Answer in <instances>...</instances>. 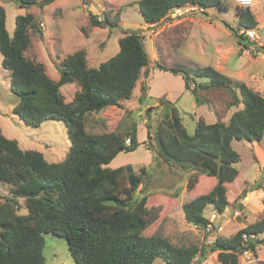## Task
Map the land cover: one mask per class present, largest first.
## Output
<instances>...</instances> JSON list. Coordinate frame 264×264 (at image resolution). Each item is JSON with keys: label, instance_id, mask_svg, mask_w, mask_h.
<instances>
[{"label": "trees", "instance_id": "obj_1", "mask_svg": "<svg viewBox=\"0 0 264 264\" xmlns=\"http://www.w3.org/2000/svg\"><path fill=\"white\" fill-rule=\"evenodd\" d=\"M16 1L20 7L43 8L54 0ZM223 1L135 0L127 5L137 4L144 22L152 24L165 19L176 8L224 9ZM121 11L122 8L117 12L106 10L103 18L89 12V19L93 26L113 30L121 26ZM236 11L243 28L258 25L250 7L237 5ZM30 28L40 29L35 15L19 14L10 35L6 9L0 4L2 66L10 71L11 89L18 98L13 112L31 127L51 119L63 121L71 145L64 160L51 162L41 151L23 149L17 139L7 137L0 127V183L10 186V193L0 190V264H48L44 249L45 235L49 233L67 240L76 264H153L158 259L166 264H194L199 256L212 251H218L221 264H239L242 236L264 233V213L231 237L217 236L212 244L201 247L196 243L177 245L160 233L146 235L144 231L159 219L163 209L162 205H148L156 194L144 192L148 167L142 166L137 173L132 163L110 166L120 153L135 151L146 142L139 140L140 121L132 116L124 125L118 122L113 130L103 133L86 130L85 117L89 112L127 109L125 103L132 98L142 70H148L151 62L142 29L125 30L119 39V51L98 66L90 65L84 49L68 55L57 66L59 79H54L43 62L26 55L31 44ZM230 28L244 46L254 43ZM165 70L187 74L183 76L186 87L198 104L207 101L200 96V89L227 88L233 94L231 105L243 106L228 122L208 123L199 119L192 134L185 127L178 107L166 99H159L161 118L146 121L153 140L150 149L162 162L193 170L200 178L205 174L216 179L210 189H202L183 204L187 222L205 228L209 223L204 215L207 206L223 213L254 187H262L260 181L253 184L245 180L238 184L241 190L236 193L231 184L241 176L234 166L240 161V154L234 149L233 140L260 142L264 137V93L212 65L195 68L174 63L165 66ZM72 82H77L80 88L71 101H66L61 86ZM141 89L139 99L144 101L146 85ZM200 178L196 174L189 176L186 190L193 191ZM230 191L232 198L228 195ZM178 195L176 192L175 196ZM24 207L26 212H21ZM256 241L264 245V237ZM256 241L252 240L250 246L254 248Z\"/></svg>", "mask_w": 264, "mask_h": 264}, {"label": "rangeland", "instance_id": "obj_2", "mask_svg": "<svg viewBox=\"0 0 264 264\" xmlns=\"http://www.w3.org/2000/svg\"><path fill=\"white\" fill-rule=\"evenodd\" d=\"M133 1L135 0H85V2L54 0L42 9L39 5L30 8L20 7L16 0H0V4L6 9V25L10 35L14 33L16 17L19 14L32 12L35 15L40 29L30 28L31 44L26 55L30 59L43 62L51 77H60L57 66L60 65L61 60L79 49L86 51L91 66H98L119 51V39L124 35L125 30L142 29L151 62L148 70L146 68L142 70L132 98L125 103L127 109L115 108L100 114L89 112L85 117L86 130L94 133L113 130L118 122L124 125L125 120H130L132 116L140 121L139 136L146 142L135 151L120 153L110 166L118 167L132 163L137 173L142 166L148 167V180L144 192L156 193L153 195L154 198H150L148 205H162L163 209L159 219L144 231L146 235L160 233L177 245L196 243L200 247L212 244L217 236L229 238L239 229L255 222L264 213V137L260 142L233 140V147L240 154V161L234 166L241 172V176L231 184L232 188L236 193L240 192L238 184L245 180L254 184L260 181L262 187H254L242 201L231 203L216 220V223L223 224L222 230L207 235L203 229L187 222L183 204L200 194L202 189H210L211 182L216 179L205 174H201L200 178V174L193 170L172 167L162 162V159L150 149L152 144L148 138L146 121L152 119L156 121L161 118L163 109L159 99L169 100L178 107L183 123L191 134L194 133L199 119L208 123L217 120L228 122L231 115L243 107L242 104L231 105L233 94L227 88L200 89V96L207 100L203 105L196 104L195 96L190 89H188L190 91L183 89L178 99L179 96L176 95L184 87L182 77L162 68L172 66L174 63L195 68L212 65L222 73L242 80L248 86L264 93V25L255 27L260 36L258 35L257 40L251 39L254 43L246 47L239 42V38L230 28L237 29L239 34L245 35L240 32L243 26L239 25L237 4L233 0H224V9L172 10L169 16L167 15L169 20L172 19L170 25L162 30V24L159 25V22L152 23L155 24L154 27L142 25L144 21L139 6L127 5ZM120 8H122L120 27L110 30L91 24L89 12L103 18L106 10L112 9L117 12ZM252 8L262 24L264 0H257V3L250 7L251 10ZM197 80L204 82L206 78H197ZM148 81L154 93H162L160 97H147ZM143 84L147 89L145 100L141 101L139 98ZM190 84L194 87L193 82ZM79 88L77 82L62 85L61 90L66 101H71ZM17 99L11 89L10 71L2 66L0 53V127L3 133L9 138L17 139L23 149L41 151L51 162L64 160L71 145L66 124L51 119L44 121L38 127L28 126L13 112ZM150 106L153 108L150 109L149 114ZM151 142L153 143L152 136ZM194 174L201 180L193 191H187L189 176ZM140 188L143 186L141 185ZM0 190L10 193V186L0 183ZM176 192L179 194L177 197ZM228 195L232 198L233 193L230 191ZM20 201L23 205V199ZM242 202L243 204L240 205ZM237 208L241 213L235 216ZM213 211L216 210L209 205L204 215L209 217ZM21 212H26V207ZM261 235L264 237V233ZM44 253L48 264H76L68 249L67 240L52 233L45 235ZM260 253L264 254V250ZM153 264L166 263L158 259ZM194 264H221L218 251L199 256ZM239 264H264V259L246 263L239 256Z\"/></svg>", "mask_w": 264, "mask_h": 264}, {"label": "built area", "instance_id": "obj_3", "mask_svg": "<svg viewBox=\"0 0 264 264\" xmlns=\"http://www.w3.org/2000/svg\"><path fill=\"white\" fill-rule=\"evenodd\" d=\"M238 6L241 7H251L255 0H233ZM187 11L189 10H203V8H198L195 6H187L186 7ZM168 23L166 22L163 26L167 25ZM155 24H151V27H154ZM241 33H244L248 38L251 40H257L258 39V34L255 28H246L240 30ZM130 139H127V143H130ZM243 203V202H242ZM241 213V210L238 208L235 210V216L239 215ZM222 213L217 214V211H213L210 216L208 217L209 223L206 225L205 228H202L198 226L197 224H194L196 228L203 229L204 231H220L223 228V224L221 223H216V220L218 219L219 216H221ZM243 249L241 250V253L239 256L243 258V260L246 263H251V262H256L260 260V257L258 255L259 251L263 247V244L259 243L256 240H259L262 238L261 234H255V233H244L243 236ZM256 241V244L253 247L250 246L251 241Z\"/></svg>", "mask_w": 264, "mask_h": 264}, {"label": "crops", "instance_id": "obj_4", "mask_svg": "<svg viewBox=\"0 0 264 264\" xmlns=\"http://www.w3.org/2000/svg\"><path fill=\"white\" fill-rule=\"evenodd\" d=\"M84 2H85V0H84ZM52 3V2H51ZM50 3V4H51ZM255 4L257 3V0H255V2H254ZM50 4H48V5H50ZM48 5H46V6H48ZM85 5L87 6V4L85 3ZM187 7V6H186ZM186 7H183V8H186ZM42 9V8H41ZM176 9H182V8H176ZM176 9H174V10H176ZM173 10V11H174ZM252 11H253V14L254 15H256L257 16V13H255V10H254V8H252ZM89 14V13H88ZM169 16V15H168ZM255 16V17H256ZM169 17H166L165 19H163L161 22H159V25H161L162 24V28H161V30L162 29H164L165 27H167V26H169L170 25V22H171V18H170V20L168 19ZM257 18L259 19V27H261L262 25H264V21H263V23L261 24V22L262 21H260V18L257 16ZM262 18L264 19V13H263V15H262ZM144 21V20H143ZM168 23L167 25H165V26H163L165 23ZM142 25H144L145 27H147V26H149V25H151V24H147V23H143ZM97 27V26H96ZM258 34V33H257ZM259 35V34H258ZM260 36V35H259ZM120 37H122V36H120ZM46 69H47V67H46ZM159 69V68H158ZM151 70V69H150ZM160 71H162L161 69H159ZM163 71H165V70H163ZM48 72V71H47ZM150 72V71H149ZM49 74V73H48ZM60 74V73H59ZM176 76H179V77H182V79H183V85H184V87L182 88V89H180L179 91H178V93H177V95H176V97H178V99L180 98V95H181V91L183 92V89H186L187 91H190V90H188L187 89V87H186V83H185V79H184V77H183V75H180V74H176ZM52 78H54V79H59V77L57 78V77H52ZM148 78V77H147ZM148 79H150V77L148 78ZM240 81H242V80H240ZM148 83V85H149V87H148V93H147V97H156V96H159L160 97V95L162 94V93H154V91H152V86H150V82L148 81L147 82ZM246 83V82H245ZM247 84V83H246ZM250 86V85H249ZM149 104V103H148ZM196 104H198L197 102H196ZM201 105H203V104H201ZM139 136V135H138ZM139 140L141 141V142H143L144 141V139H141L140 138V136H139ZM140 147V146H139ZM254 184V183H253ZM250 193V192H249ZM250 197V196H249ZM243 200V199H242ZM241 200V201H242ZM248 203V202H247ZM247 205V204H246ZM262 236V235H261ZM262 250H264V245H263V247L261 248V250L259 251V253H258V255H259V257H260V260L261 259H264V254H261L260 252L262 251Z\"/></svg>", "mask_w": 264, "mask_h": 264}, {"label": "water", "instance_id": "obj_5", "mask_svg": "<svg viewBox=\"0 0 264 264\" xmlns=\"http://www.w3.org/2000/svg\"><path fill=\"white\" fill-rule=\"evenodd\" d=\"M263 50H264V48H263ZM162 68H165V67L163 66ZM183 76L185 77V76H187V74H184ZM152 108H153V106H150L148 110H150V109H152ZM148 138H149V140H150V143L153 144V143L151 142V134H148Z\"/></svg>", "mask_w": 264, "mask_h": 264}, {"label": "clouds", "instance_id": "obj_6", "mask_svg": "<svg viewBox=\"0 0 264 264\" xmlns=\"http://www.w3.org/2000/svg\"><path fill=\"white\" fill-rule=\"evenodd\" d=\"M243 29H246V28H243ZM263 238V237H262Z\"/></svg>", "mask_w": 264, "mask_h": 264}]
</instances>
